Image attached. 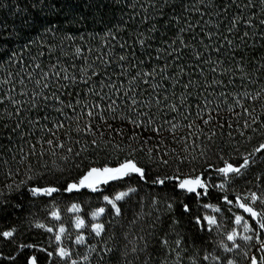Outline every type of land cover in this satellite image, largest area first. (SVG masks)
Returning a JSON list of instances; mask_svg holds the SVG:
<instances>
[{"label":"trees","instance_id":"1","mask_svg":"<svg viewBox=\"0 0 264 264\" xmlns=\"http://www.w3.org/2000/svg\"><path fill=\"white\" fill-rule=\"evenodd\" d=\"M248 3L0 0V264H30L33 257L37 264H69L48 249L51 233L37 227L49 220L45 208L90 198L100 204L133 188L121 218L107 227L106 246L87 264H185L177 259L184 250L213 248L204 207L237 199L213 187L188 193L179 183L201 177L216 186L219 169L240 167L247 157L233 187L264 184V151H254L264 143V0L243 7ZM198 112L212 119L205 124ZM126 160L144 167L146 179L131 175L97 192L65 190L92 168ZM157 175L171 179L155 184ZM48 187L59 191H30ZM158 200L171 205L167 212H154ZM7 231L13 235L4 237Z\"/></svg>","mask_w":264,"mask_h":264},{"label":"rangeland","instance_id":"2","mask_svg":"<svg viewBox=\"0 0 264 264\" xmlns=\"http://www.w3.org/2000/svg\"><path fill=\"white\" fill-rule=\"evenodd\" d=\"M237 174L239 173H230L228 176H225L222 172H220V176H216V186H214L213 182L205 181L201 177L185 178H199L205 185L204 188L197 187L196 191L194 192H188L185 189H182L188 193H197L199 195L206 194V192L211 187H213L225 192L227 195L232 194V196H235L237 200L236 202H234L232 200H229L230 198L227 197L228 199L225 200L224 205H208L204 207V225L208 228L209 231H212L211 243L213 245V248L210 251L204 253H193V251L190 250L191 248H189L188 250H184V252L182 253V258L178 256L177 259L179 261L183 260L185 264H229V261H232L233 264H251V258L253 256H255L257 260H260L261 257H264V249H261V242H264V229H260L259 224L257 223V220L261 219V217L253 218L249 213L245 212L242 208L239 207L240 203H245L253 207L256 211L264 213V184H260L257 188H255V190H252L254 188L250 189V187L248 186L249 184H245L244 188L233 187L234 179H232V176ZM110 182L113 181H109V183ZM103 185L106 184H100L98 191L101 190ZM221 185H223V187H221ZM83 190L93 192L87 188H83L80 191L73 192H81ZM123 192L128 193V195L120 201H115L116 206L120 209L119 215L116 214L115 209L105 199H103L100 204L90 198L85 202L72 203L67 206L57 202L52 206L45 208L43 213L47 218H49V220H47L46 222H42L41 224L44 225V228L46 230L48 228H52V232L50 233L53 238V242L49 244L48 249H52L56 253V257L59 259L61 258L57 253L60 248H64L66 251L70 252V258L61 259L63 262H67L69 264H72V260H75L76 264H87L96 259L101 246H106L105 243L108 241V237L104 236L107 231V227L110 226V231L113 229L114 225L117 224L116 219L118 217L121 218L120 205L128 197L135 193V191L132 192L129 190ZM253 193H255V195L260 199H257L255 202H253ZM116 195L108 198L110 200H115ZM229 201H231V203H229ZM74 204L79 207V211L74 212L71 210L72 205ZM153 207L157 210L154 211L156 213L167 212V210L165 209L170 208L168 207V205H166V203L159 200L155 202L152 208ZM101 208L104 209V212L101 213L98 217L93 218V213L99 212ZM142 209L143 211H146L143 214L144 217H147L148 214L150 215L151 210L147 211L145 206ZM214 209H219V211H215ZM127 211L129 212L130 209H128ZM54 212H57L59 214V219H56L53 216ZM237 216L243 217V221L241 222V224L236 223ZM205 217H214L216 220V224L209 225L205 220ZM78 218L84 221V227L79 229L76 227ZM245 221L251 228L256 230L255 233H247V235H253L254 237L253 240L248 242L247 244L239 238V236L246 235V233L243 232L242 228V224ZM97 223L104 225V231L99 236H97L95 232L92 231V226ZM60 227H63L65 229V232L61 234V240L58 242L56 241L55 236L59 233ZM233 232L239 233V236L236 239V243L241 245L240 248H235L232 241H229L227 239L228 235L232 234ZM81 236H83L84 242L79 244L76 243V240ZM170 237L172 238V244H174L173 241L176 240L178 234L176 235L172 233ZM224 245H227L232 250L225 251ZM179 247L180 245L176 246L177 249H179ZM245 252L247 253V255H245ZM206 255L209 257L208 260L204 259Z\"/></svg>","mask_w":264,"mask_h":264},{"label":"snow or ice","instance_id":"3","mask_svg":"<svg viewBox=\"0 0 264 264\" xmlns=\"http://www.w3.org/2000/svg\"><path fill=\"white\" fill-rule=\"evenodd\" d=\"M199 2L203 3V0H199ZM230 3H232V4L236 3V0H230ZM250 4H251V0H249L248 4L243 5V7H248V6H250ZM229 6L230 5H225L224 6V10L227 11ZM235 19H237V18L234 17V21H235ZM261 23H264V21H261ZM190 27H191V25H189V28ZM184 30L185 29H181L180 31L183 32ZM244 35L247 36L248 33L245 32ZM141 43H143V41H141ZM79 51L80 50L77 49V52H79ZM124 58L125 57H123V56L120 57V59H124ZM161 71H163V69H161ZM146 75H151V73H146ZM65 79H67V77H65ZM84 83H87V80H85ZM47 86L48 85H45V87H47ZM185 87H187V85H185ZM43 98L45 100L49 99V97H47V96H45ZM52 98L57 100L61 104L64 103L63 101L59 100V96H54ZM251 99L256 100V99H258V96H252ZM0 103H3L2 99H0ZM113 103H115V101H113ZM132 103L136 104L137 101L133 98ZM207 103L208 102L206 101L205 102V108L207 107ZM236 103L240 104V101L237 100ZM67 106L71 107V104H69ZM240 106L243 107L242 104H240ZM87 107L88 106L85 105V108H87ZM99 107H100L99 104L93 105V108H95V109H99ZM172 108H173L174 111L176 110V106L175 105H173ZM57 111H62V108L61 109H57ZM244 111H245L246 114L251 116V113L248 111V109L245 108ZM17 114H19V113L17 112ZM86 115L88 117H94V112L89 110V111L86 112ZM197 115L199 116L200 119L203 120V122L205 124H208L210 122V120L212 119L210 114H209V119H204L203 115L201 113H199V112L197 113ZM45 119H48V117H45ZM101 119L102 120L104 119L102 114H101ZM252 122L253 123L256 122V119L254 117L252 118ZM130 123L135 124V126L137 128L141 127V121H139V120H131ZM148 123H151V120H149ZM56 127H57V129L63 128L64 124L62 122L61 123H57ZM188 127L191 128L192 125H188ZM245 127H249L247 122L245 123ZM85 129H86V131L88 133H91V134L95 135V133L92 130L91 124H86ZM79 130L83 131L84 129H79ZM48 131L51 132L52 130L48 129ZM154 131L159 133V129L158 128L154 129ZM54 134L55 133H53V135ZM214 134L215 133L213 132L212 135H214ZM210 138L211 137H209V139ZM95 143H96V141L94 140L93 144H95ZM47 144L51 147L52 144H53V141L52 140H48ZM57 146L62 148L63 144H58ZM33 148H35V146H33ZM68 151L71 152L72 149L69 148ZM254 151L256 153L264 151V143H261L257 148H255ZM42 154L43 153H41V155ZM77 154H79V153H77ZM149 155H151V150L149 151ZM160 162L162 164H165V165L168 164V161L166 159H162L161 158ZM254 162L255 161H251V163H254ZM249 163H250V161L248 160L247 157H245L244 163L240 167H233V165L228 164L226 167L219 169V171L222 172L225 176H228L230 173H240L241 172V168H247ZM131 175H136L141 180H145L146 179V171H145L144 167L138 166V164L134 160H126L122 164H120L119 167H115V168H109V167H104L102 169L101 168H92L78 182L68 184L67 188L65 190L67 192H73V191H80L83 188H87V189H90L93 192H96V191H98V188H99L100 184H107V183H109V181L122 180V179H124L126 177H129ZM166 179H171V177H162L160 175H157V177L153 180V183L159 184V185H164ZM179 187L181 189H185L188 192H194V191H196L197 187L204 188L205 185L203 184V182L199 178H196V179H183V180H181L180 183H179ZM221 187H223V185H221ZM30 191H31V193L33 195H51L52 193L59 191V189L55 188V187H48V188H44V189L31 188ZM129 191L134 192L135 189L134 188L133 189H129ZM127 195H128V193L121 192V193H119L118 195L115 196V200H110L107 196H105L104 199L109 204L112 205V207L116 211V214L119 215L120 214V209L116 206L115 201H120V200L124 199L125 196H127ZM257 199H260V198L257 197L255 195V193H253L252 194V201L255 202ZM229 203H231V201H229ZM168 207H171V205L169 204ZM239 207L242 208L245 212L249 213L253 218L261 217V219L257 220V223L259 224L260 229H264V213L256 211L253 207H251V206H249V205H247L245 203H240ZM71 210L74 211V212H77L80 209H79V207L77 205L74 204V205H72V209ZM187 210H188L187 207H185V211H187ZM214 210L215 211H219V209H214ZM103 212H104V209L101 208L99 210V212L93 213V218L98 217ZM53 216L56 219L60 218L59 214L57 212H54ZM205 220L207 221V223L209 225H215L216 224V220H215L214 217H205ZM242 221H243V217H241V216H237L236 217V223L237 224H241ZM197 223H199V220H197ZM37 227L43 228L44 225L38 224ZM76 227L78 229L84 227V221L82 219L78 218L77 222H76ZM242 228H243V232L246 233V235L239 236V233L233 232L232 234L228 235V237H227V239L229 241H232V243H233L235 248H240L241 247V245L236 243V239H237L238 236L246 244L248 242L252 241L253 238H254L253 235H247V233H250V232L255 233L256 230L251 228L246 221L242 224ZM47 231L52 232V228H48ZM92 231L95 232V234L97 236H99L104 231V225L100 224V223H97V224L92 226ZM64 232H65V229L63 227H60L59 233L55 236L56 241L59 242L61 240V234H63ZM2 235L4 237H11L13 235V232L12 231H7V232L2 233ZM83 242H84L83 236L79 237L76 240V243H78V244L79 243H83ZM162 243L166 246L168 242H167V240H164V241H162ZM176 244H177V246H179L180 241L177 240ZM224 248H225V251H231L232 250L227 245H224ZM261 249H264V242H261ZM131 251L132 252H136L137 249L135 247H133L131 249ZM141 251H144V249H141ZM57 254L59 255V257L61 259L70 258V255H71L70 252L66 251L64 248H60ZM48 255L51 256L52 253H48ZM245 255H247L246 252H245ZM124 256H127V251L124 253ZM204 259L208 260L209 257L206 255L204 257ZM31 264H36L35 257H33L31 259ZM72 264H76V261L72 260ZM128 264H132V262L128 261ZM144 264H148V260L147 259L144 261ZM229 264H233V262L229 261ZM251 264H264V257H261L260 260H257V258L255 256H253L251 258Z\"/></svg>","mask_w":264,"mask_h":264}]
</instances>
